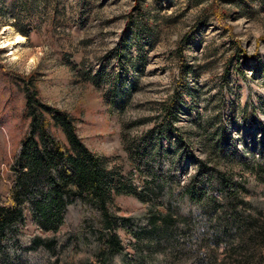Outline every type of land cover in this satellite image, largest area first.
Instances as JSON below:
<instances>
[{
	"label": "rangeland",
	"instance_id": "rangeland-1",
	"mask_svg": "<svg viewBox=\"0 0 264 264\" xmlns=\"http://www.w3.org/2000/svg\"><path fill=\"white\" fill-rule=\"evenodd\" d=\"M212 1L0 0L1 192L29 120L15 73L36 77L41 99L70 112L86 145L124 174L130 146L146 136L154 149L177 133L191 140V153L180 145L174 156L182 178L204 144L264 149V0H217L228 28ZM19 34L14 50L3 45ZM115 203L123 214L141 206L125 194Z\"/></svg>",
	"mask_w": 264,
	"mask_h": 264
},
{
	"label": "trees",
	"instance_id": "trees-1",
	"mask_svg": "<svg viewBox=\"0 0 264 264\" xmlns=\"http://www.w3.org/2000/svg\"><path fill=\"white\" fill-rule=\"evenodd\" d=\"M223 9L212 1L228 28ZM14 77L29 120L0 190V264H264V149L204 144L182 178L174 156L180 145L191 153V140L177 133L154 149L146 136L130 146L124 174L86 145L70 112L41 99L36 77ZM118 194L141 206L117 213Z\"/></svg>",
	"mask_w": 264,
	"mask_h": 264
},
{
	"label": "bare ground",
	"instance_id": "bare-ground-1",
	"mask_svg": "<svg viewBox=\"0 0 264 264\" xmlns=\"http://www.w3.org/2000/svg\"><path fill=\"white\" fill-rule=\"evenodd\" d=\"M7 30H12V28L10 27V28H7ZM23 36L22 35H16L14 38H13V40L11 41V40H7V41H5L4 43H3V45L4 46H7V47H9L10 49H12V50H14V47H15V44H17L18 42H20V41H23Z\"/></svg>",
	"mask_w": 264,
	"mask_h": 264
}]
</instances>
